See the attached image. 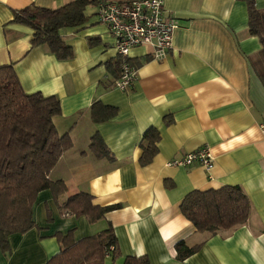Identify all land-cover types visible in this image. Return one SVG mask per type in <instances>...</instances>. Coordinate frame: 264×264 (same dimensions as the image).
<instances>
[{"label":"crops","instance_id":"crops-1","mask_svg":"<svg viewBox=\"0 0 264 264\" xmlns=\"http://www.w3.org/2000/svg\"><path fill=\"white\" fill-rule=\"evenodd\" d=\"M67 1L0 0V66L12 65L25 92L58 98L61 113L54 126L73 142L48 174L62 180L66 191L57 199L48 189L38 193L32 207L36 227L8 237L0 264H47L59 252L55 234L71 232L76 241L107 226L119 256L105 264H122L125 256H146L150 264H264V84L255 71L261 45L248 33L246 3L163 0L165 16L178 24L172 48L162 59L144 47L131 49L136 79L122 91L114 86V40L97 18V5L86 8L83 24L59 30L72 49L69 59H58L47 44L32 46V28L12 22L16 10L57 8ZM254 2L264 10V0ZM94 101L116 107L117 114L93 123ZM149 127L159 132L157 152L140 165ZM95 133L111 160L90 152ZM201 147L213 158L210 169L198 162L166 165ZM225 185L239 186L248 197L246 223L214 234L197 231L180 212L182 199L192 190ZM78 192L90 194L94 205L120 207L96 222L61 210ZM179 241L199 247L180 260Z\"/></svg>","mask_w":264,"mask_h":264},{"label":"trees","instance_id":"trees-1","mask_svg":"<svg viewBox=\"0 0 264 264\" xmlns=\"http://www.w3.org/2000/svg\"><path fill=\"white\" fill-rule=\"evenodd\" d=\"M103 0H69L57 8L34 5L16 10L12 22L32 28L31 45L47 44L58 59L72 57V49L59 35L65 27H76L86 20L85 10ZM248 13V33L257 36L261 45L260 60L254 62L255 71L264 84V10L255 6L254 0H242ZM118 58V57H117ZM120 61L114 64L119 77ZM115 78V79H116ZM93 123L112 119L116 107L94 101L90 108ZM61 113L60 102L54 95L40 92L27 93L21 87L11 64L0 66V249L8 250V237L22 234L36 227L32 207L38 193L50 190L54 199L66 191L62 180H50L48 174L60 156L73 146L68 133L59 134L53 118ZM167 120V119H166ZM169 121V120H168ZM159 132L149 127L142 135L139 164L151 162L157 152ZM90 152L97 158L111 160L113 156L101 137L95 133L89 142ZM119 204L97 206L92 196L78 192L69 196L60 206L67 214L84 216L96 222ZM180 212L197 231L214 234L246 223L250 202L237 185H225L217 189L192 190L181 201ZM47 219H50L47 212ZM59 252L47 264H105L118 256L116 238L110 226L100 232L74 240L72 233L55 234ZM199 245L179 241L175 245L176 256L183 260L193 254ZM122 264H150L146 256H125Z\"/></svg>","mask_w":264,"mask_h":264},{"label":"built area","instance_id":"built-area-1","mask_svg":"<svg viewBox=\"0 0 264 264\" xmlns=\"http://www.w3.org/2000/svg\"><path fill=\"white\" fill-rule=\"evenodd\" d=\"M97 18L113 37V47L120 61V74L114 80L118 90L128 89L136 79V69L130 64L131 49L144 47L154 59H162L172 48V34L177 20L165 16L163 0H103L97 6ZM264 130V125H261ZM194 162L207 170L213 158L206 147L186 153L166 162L167 166H186Z\"/></svg>","mask_w":264,"mask_h":264}]
</instances>
